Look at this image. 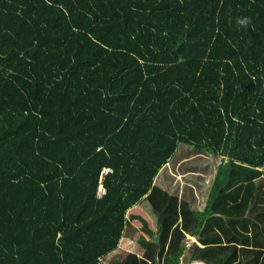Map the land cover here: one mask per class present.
Returning a JSON list of instances; mask_svg holds the SVG:
<instances>
[{
    "label": "trees",
    "instance_id": "obj_1",
    "mask_svg": "<svg viewBox=\"0 0 264 264\" xmlns=\"http://www.w3.org/2000/svg\"><path fill=\"white\" fill-rule=\"evenodd\" d=\"M259 171L264 0H0V264H104L143 201L118 264H264Z\"/></svg>",
    "mask_w": 264,
    "mask_h": 264
},
{
    "label": "crops",
    "instance_id": "obj_2",
    "mask_svg": "<svg viewBox=\"0 0 264 264\" xmlns=\"http://www.w3.org/2000/svg\"><path fill=\"white\" fill-rule=\"evenodd\" d=\"M226 162L228 161L226 160ZM259 177L264 178L263 171H259ZM255 191H256V181L251 182L249 184L240 185L234 188L233 190H231L230 192L221 193L217 202L214 204L212 208L213 216L222 217L226 219H241L246 217L249 213L250 202L255 194ZM131 211L133 212L132 216L140 215L145 220L148 219L151 220L152 218L150 222L153 221L156 222L155 224L156 227L154 232H152V234L155 233L156 228H158L160 219L158 214L154 213L145 201L141 202ZM145 213H149V216H146ZM129 223H131L133 226H139L138 220L133 222L128 221L126 229L123 233V237L120 241L119 247L114 252L110 253L107 256L114 255V258L116 260L122 261L125 258V256L131 251H137L141 253V251L138 248V242H137L140 237H144L146 240L151 239L152 235L150 237L145 236L144 235L145 232L141 229L137 231L129 230L130 229V226H128ZM136 237L137 240H135ZM188 239L197 242L195 237L188 236ZM135 244L137 248H135ZM199 246L201 247L202 245L199 244ZM107 256H105L103 262L105 261ZM188 264H203V263L192 262Z\"/></svg>",
    "mask_w": 264,
    "mask_h": 264
},
{
    "label": "rangeland",
    "instance_id": "obj_3",
    "mask_svg": "<svg viewBox=\"0 0 264 264\" xmlns=\"http://www.w3.org/2000/svg\"><path fill=\"white\" fill-rule=\"evenodd\" d=\"M208 163H209V166H208V171H209L210 168H212V166H217V164L219 163V159L210 158V160L208 161ZM131 210L128 212V219L130 220V222H133V221L138 220L139 226H133L131 223H129V225H128V226H130V229L129 230L137 231V230L141 229V230H143L145 232V234H144L145 236L150 237L152 235V232H154V230H155V227H156L155 224H156V222H154V221L153 222H150L152 220V218H151V220L150 219L145 220L140 215H134V216H132V213L133 212ZM145 215L146 216H149V213H145ZM135 240H137V237L135 238ZM190 241L192 242L193 240H190ZM135 248H137L136 244H135ZM104 262H105V264H117V262L119 263L121 261L120 260H116L114 258V255H110V256H107V258L105 259Z\"/></svg>",
    "mask_w": 264,
    "mask_h": 264
},
{
    "label": "built area",
    "instance_id": "obj_4",
    "mask_svg": "<svg viewBox=\"0 0 264 264\" xmlns=\"http://www.w3.org/2000/svg\"><path fill=\"white\" fill-rule=\"evenodd\" d=\"M112 170H110V168H104L101 176H100V179H99V188H98V193H97V198L99 200L103 199L106 194H107V191L105 189V178L109 175V174H112Z\"/></svg>",
    "mask_w": 264,
    "mask_h": 264
}]
</instances>
